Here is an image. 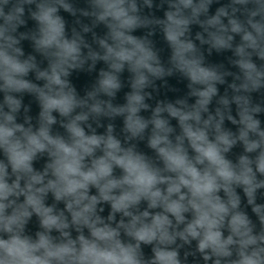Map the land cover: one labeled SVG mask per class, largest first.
Wrapping results in <instances>:
<instances>
[{
	"label": "clouds",
	"instance_id": "9594fccd",
	"mask_svg": "<svg viewBox=\"0 0 264 264\" xmlns=\"http://www.w3.org/2000/svg\"><path fill=\"white\" fill-rule=\"evenodd\" d=\"M0 264H264V0H0Z\"/></svg>",
	"mask_w": 264,
	"mask_h": 264
},
{
	"label": "water",
	"instance_id": "95a60500",
	"mask_svg": "<svg viewBox=\"0 0 264 264\" xmlns=\"http://www.w3.org/2000/svg\"><path fill=\"white\" fill-rule=\"evenodd\" d=\"M83 80V77H81L79 80H76V83L79 85Z\"/></svg>",
	"mask_w": 264,
	"mask_h": 264
}]
</instances>
